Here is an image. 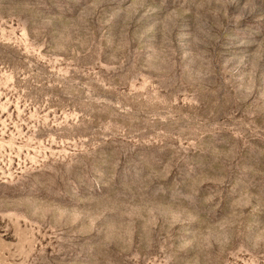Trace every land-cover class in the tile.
Wrapping results in <instances>:
<instances>
[{
	"label": "rangeland",
	"instance_id": "1",
	"mask_svg": "<svg viewBox=\"0 0 264 264\" xmlns=\"http://www.w3.org/2000/svg\"><path fill=\"white\" fill-rule=\"evenodd\" d=\"M0 264H264V0H0Z\"/></svg>",
	"mask_w": 264,
	"mask_h": 264
}]
</instances>
